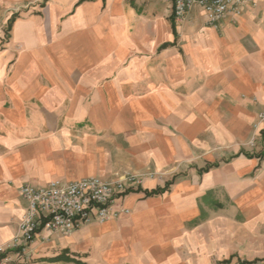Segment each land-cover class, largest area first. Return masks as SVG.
<instances>
[{
	"label": "crops",
	"instance_id": "obj_1",
	"mask_svg": "<svg viewBox=\"0 0 264 264\" xmlns=\"http://www.w3.org/2000/svg\"><path fill=\"white\" fill-rule=\"evenodd\" d=\"M24 3L0 46V247L23 185L130 173L129 215L22 262L264 264V0L219 30L164 0H0Z\"/></svg>",
	"mask_w": 264,
	"mask_h": 264
},
{
	"label": "built area",
	"instance_id": "obj_2",
	"mask_svg": "<svg viewBox=\"0 0 264 264\" xmlns=\"http://www.w3.org/2000/svg\"><path fill=\"white\" fill-rule=\"evenodd\" d=\"M173 4L175 19L186 18L200 9L209 27L219 30L228 22L234 26L253 0H164ZM264 123V104L260 113ZM142 178L125 173L118 179L107 181L92 177L75 182H51L37 188L25 184L20 195L27 210L19 226V236L6 247H0V256H24L26 250L42 233L70 235L90 224H105L129 215L124 199L142 188ZM256 264V263H252Z\"/></svg>",
	"mask_w": 264,
	"mask_h": 264
},
{
	"label": "rangeland",
	"instance_id": "obj_3",
	"mask_svg": "<svg viewBox=\"0 0 264 264\" xmlns=\"http://www.w3.org/2000/svg\"><path fill=\"white\" fill-rule=\"evenodd\" d=\"M37 5L35 6L38 7L40 6L45 7V2L43 3H36ZM34 7V6H32ZM16 8V9H14ZM31 5L28 3H24L23 5H17V6H10L8 7L7 5L4 4H0V46L2 47L3 45H5L6 41L10 38V33L12 31V28L10 29L9 25H10V21L11 19L16 16L17 19H19L21 17V15L28 13L29 11H31ZM35 13H37V11H35ZM8 257L9 260H5L6 263L8 264H25L24 262H22L21 256L19 258H14V254H10Z\"/></svg>",
	"mask_w": 264,
	"mask_h": 264
},
{
	"label": "trees",
	"instance_id": "obj_4",
	"mask_svg": "<svg viewBox=\"0 0 264 264\" xmlns=\"http://www.w3.org/2000/svg\"><path fill=\"white\" fill-rule=\"evenodd\" d=\"M16 20H17V17H16V16H14V17L11 19V21H10V25H9L10 29L13 27V24L15 23ZM158 193H161V192H160V191H157V192L152 193V194H158ZM5 258H6V256H2V257H0L1 260L5 259Z\"/></svg>",
	"mask_w": 264,
	"mask_h": 264
}]
</instances>
